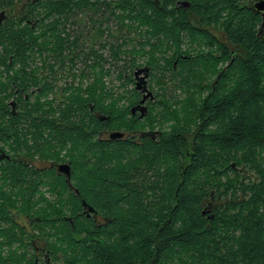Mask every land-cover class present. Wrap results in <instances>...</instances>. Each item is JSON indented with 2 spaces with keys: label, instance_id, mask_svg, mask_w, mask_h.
Wrapping results in <instances>:
<instances>
[{
  "label": "trees",
  "instance_id": "1",
  "mask_svg": "<svg viewBox=\"0 0 264 264\" xmlns=\"http://www.w3.org/2000/svg\"><path fill=\"white\" fill-rule=\"evenodd\" d=\"M13 4L0 0V9ZM35 6L38 27L0 25V121L10 122L6 140L24 143L26 129L38 147L67 148L76 184L113 221L98 227L76 217L68 225L61 219L66 208L60 192L58 203L39 197L47 205L33 208L32 192L16 194L15 168L2 167L11 188L0 187V264L10 263L4 249L30 247L23 223L15 222L17 212L22 218L36 214L43 221L39 232L61 234L49 247L68 248L69 258L81 259L77 264H264V27L257 36L254 23L230 21V49H212L210 36L186 32L203 51L193 59L194 47L181 48L175 18L163 15L151 0H40ZM83 10L95 39L109 30L108 20L118 34L111 30V41L88 48L84 67L76 68L75 58L83 53L81 32L69 27L77 20L85 23L82 15L74 18ZM99 10L106 17L102 22L96 21ZM201 45L210 48L205 53ZM179 53L188 57L176 62ZM138 57L145 58L142 64ZM107 60L112 70L104 68ZM220 60L229 63L223 68ZM144 64L158 72L160 89L165 83L161 69L169 70L182 93L157 94L139 120L128 116L139 98L135 84L129 95L124 88ZM111 72L118 81L114 88L104 82ZM57 73L68 78L64 86L56 81ZM15 85L26 91L41 85L35 101L25 102L31 108L25 106L22 118L7 109ZM90 106L109 116L113 130H143L148 123L162 135L139 143L99 142L95 136L103 122ZM2 134L0 128V139ZM245 172L252 177L244 178ZM211 191L216 198L230 194L233 199L241 192L242 200L230 201L209 219L202 205ZM67 209L71 214L79 210L73 195Z\"/></svg>",
  "mask_w": 264,
  "mask_h": 264
},
{
  "label": "flooded vegetation",
  "instance_id": "2",
  "mask_svg": "<svg viewBox=\"0 0 264 264\" xmlns=\"http://www.w3.org/2000/svg\"><path fill=\"white\" fill-rule=\"evenodd\" d=\"M255 1L256 0H151V2L158 6L163 15L175 18V29L179 32V37L183 41L181 42V48L184 50L186 48H191V46L194 47L195 49L190 52V57L193 59H197L198 55L203 53V51L196 50L198 49V43L188 41L186 32L194 31L210 36L214 40V44L211 47L212 49H216L220 46L230 49L232 44L228 41L229 24L230 21L231 24L235 23L236 19L239 18L248 24L254 23V30L256 31V35L259 36L264 27V11L258 10L255 7ZM39 2L40 0H14L13 7L0 9V11L4 12L1 24L4 22H21L22 24L30 25L31 28L38 27V25H40L41 17L37 15L35 16V11L32 9H35V5ZM101 13L102 10H99L96 14L97 22L106 20V17H104ZM108 13L109 12L104 11V14ZM81 15L83 17V21L85 19H87V21L90 20V16L87 15L86 10L81 11L80 16ZM185 45L186 47H184ZM208 46L201 45L199 48L203 49L206 53V51L209 50L208 48H210ZM216 55L219 57L218 51L216 52ZM181 57L186 58L188 56L184 53H179L176 57V62L177 59ZM219 63L221 65L225 63L223 65L224 68L229 63V60L226 62L220 60ZM142 67L148 68V76L146 77L145 83L147 89L151 90V88L147 85V79L151 73V68L144 64L134 69V72L138 68ZM134 72L132 79L135 84L137 76H135ZM63 73H57L54 77L56 81L62 80V85L64 86V82L65 80H68V78L65 77V74ZM140 76L141 73L138 77ZM49 80L51 81L52 78ZM41 83V85H45V81L42 80ZM57 84L59 83L57 82ZM41 85H31L27 91L22 87H16L15 85L14 95L7 100L8 112L14 116L22 118L25 106L31 108L25 102L31 103L35 101V96L40 91ZM54 86L56 87L55 82ZM137 92L139 94V98L137 99V102L130 106V113L128 116L144 120V118L148 115L151 101H154L156 93L151 90L153 98H148L144 101L143 104L147 107V110L145 114L141 115L139 108H135L134 111L131 109L134 105H137L142 98V93L138 90ZM20 96H22L23 101L20 99ZM90 112L95 118L103 122V126L97 128L95 136L96 140L99 142H111L121 139L139 143L143 138L156 140L162 135V130L158 127L151 129L148 126L149 124L146 123V127L143 130L121 131L124 133L121 138L111 139L109 138V134L115 130L111 129L107 123L109 116L104 115L97 109H94L93 106H90ZM20 122L24 123L22 119H20ZM7 125H10V122L7 123L5 121H0V128L3 133V139H0V187H3L4 190H10V181L5 180L2 167L12 166L16 170L14 182L16 194L20 195V192L26 191L32 192L33 208L45 207L47 205L45 201H56L58 203L59 197L57 192H60L62 193L61 202L64 208H66V213L62 214L61 219L68 225L73 224L76 217L83 222L88 221L98 227L100 225L109 224L113 221L112 217L100 211L82 192L81 187L76 184L74 176L75 171L73 169V163L69 158L67 148L58 149L56 153L50 147L49 149H46L48 145H46V147H38L39 145L37 146L33 141L31 132L26 131V129L24 130L26 134L23 138L25 142H18L11 145L10 140H6L5 137ZM23 125L24 124H20V126ZM65 164L70 166L68 173L60 167ZM80 171L82 172V170ZM243 177H252V175H250L249 172H245L243 173ZM72 195L77 199L79 207V210L75 214H71L67 209L69 207V198ZM237 195V199L231 198L230 194L224 198L221 196L216 198L214 193L211 191L209 200L202 205L204 207L203 210H205L204 214H206L209 219H213L215 213L222 207H226L230 201L231 203H239L242 200V193L239 192ZM39 197H42L45 201L38 202ZM15 199L16 202L17 200L20 202L21 198L20 196H16ZM14 218L16 223H23L25 230L24 237L26 240L30 241V247L20 246L18 248L14 247L12 249H4L2 254H8L5 255V257L10 260L9 264H77L78 262H81L80 258L76 260L69 258V254L72 251L68 248L53 249L49 247L51 242L58 238L61 239L63 236L59 233L53 235V233L47 234L39 232L38 226L43 221L39 219L36 214L33 213L32 217L25 215L24 218H22L21 214L17 212L14 214ZM55 218L60 219V216H56ZM47 220L49 222L48 225L51 227L54 218L51 216ZM51 230H53V232L55 231L53 228ZM19 237L20 234L18 233V238ZM57 245H60V243L57 242ZM65 245L66 244L63 246Z\"/></svg>",
  "mask_w": 264,
  "mask_h": 264
},
{
  "label": "rangeland",
  "instance_id": "3",
  "mask_svg": "<svg viewBox=\"0 0 264 264\" xmlns=\"http://www.w3.org/2000/svg\"><path fill=\"white\" fill-rule=\"evenodd\" d=\"M80 18V13L76 14L74 16V18ZM85 23L83 25H80L78 23V20L75 24H72L70 25L69 29H71V31L73 32H81V38L79 39V42L81 43V47L79 46L81 52L83 53H79V55L75 58L77 60V64H76V68L79 67V68H83L84 64H83V61L84 60V56L86 53H88V48H90L91 46H94L95 49H98L99 48V42H108V41H111L112 38L111 36L109 35L111 30H113V34L117 33L118 34V31L115 30V27H114V23H112L111 21L110 22H107L106 24L110 26L109 30L108 31H105L101 36L98 37V39H95V34L93 31H89V21H87V19H85L84 21ZM185 47V46H184ZM103 53V50L100 51L99 50V53ZM104 55H105V52H104ZM107 56V54H106ZM89 60L86 61L87 63H91L92 62V56H89ZM108 59V57H106ZM81 60V61H80ZM145 60L144 57H138L137 61L140 62V64L143 63V61ZM112 65L109 64V61L107 60V62L104 63V68H108V67H111ZM142 66V65H141ZM113 67V66H112ZM112 67H111V70H112ZM1 68V67H0ZM3 70V69H2ZM161 74H163L164 76V87H161V89L159 88V86L157 85L156 83V78H155V75L157 76L158 75V72H155V73H150L148 79H147V85L151 88V90H153L156 95L157 94H162L161 92H165V94L167 95H180L182 92L179 88H176V81H174V78H173V75L170 74L169 70H164V69H161ZM3 74H5L3 72ZM6 75V74H5ZM141 75H143L141 73ZM104 82L106 84L107 87H110V86H117L118 85V81L117 79H115L114 77V72H111L108 76H106L104 78ZM62 83V82H61ZM60 83V84H61ZM134 88V83L130 84V85H127L124 90L126 89V91H131L132 89ZM118 89L122 90L123 88L119 87L118 86ZM127 95L131 94V92H128L126 93ZM155 100L157 101L158 100V97L155 96ZM152 102V101H151Z\"/></svg>",
  "mask_w": 264,
  "mask_h": 264
},
{
  "label": "water",
  "instance_id": "4",
  "mask_svg": "<svg viewBox=\"0 0 264 264\" xmlns=\"http://www.w3.org/2000/svg\"><path fill=\"white\" fill-rule=\"evenodd\" d=\"M255 7L258 10L264 11V0H256L255 1ZM263 15H264V12H263ZM3 17H4V12L3 11H0V24H1V21H2ZM140 73H143V75H141L140 77H138V75ZM134 74H135V76H137L136 83H135V88L142 93V98L140 99L139 103L137 105H134L131 109H132V111H134L135 108H139V110L141 112V115H143V114H145V112L147 110V107L143 104L144 101L146 99H148V98L149 99H152L153 98V94H152L151 90L147 89L146 83H145L146 77L148 76V68L147 67L138 68L134 72ZM105 118H106V116H105ZM123 135H124L123 132L115 130V131H112L109 134V138H111V139H118V138H121ZM60 167L66 173H68V170L70 168V166L68 164L61 165ZM204 211L205 210H202V213H204Z\"/></svg>",
  "mask_w": 264,
  "mask_h": 264
}]
</instances>
